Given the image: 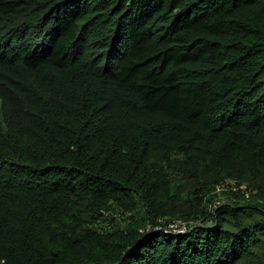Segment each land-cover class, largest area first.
Returning a JSON list of instances; mask_svg holds the SVG:
<instances>
[{
	"label": "trees",
	"instance_id": "16d2710c",
	"mask_svg": "<svg viewBox=\"0 0 264 264\" xmlns=\"http://www.w3.org/2000/svg\"><path fill=\"white\" fill-rule=\"evenodd\" d=\"M0 264H264V0H0Z\"/></svg>",
	"mask_w": 264,
	"mask_h": 264
},
{
	"label": "built area",
	"instance_id": "2783aa9c",
	"mask_svg": "<svg viewBox=\"0 0 264 264\" xmlns=\"http://www.w3.org/2000/svg\"><path fill=\"white\" fill-rule=\"evenodd\" d=\"M178 224H169V228L171 229V230H177V228H178ZM175 227V228H174ZM182 230H183V228L182 229H179L177 232H182Z\"/></svg>",
	"mask_w": 264,
	"mask_h": 264
},
{
	"label": "rangeland",
	"instance_id": "374dc122",
	"mask_svg": "<svg viewBox=\"0 0 264 264\" xmlns=\"http://www.w3.org/2000/svg\"><path fill=\"white\" fill-rule=\"evenodd\" d=\"M102 226H105V224H103ZM175 228V227H174ZM180 228V227H179ZM179 228H177V230H179Z\"/></svg>",
	"mask_w": 264,
	"mask_h": 264
}]
</instances>
